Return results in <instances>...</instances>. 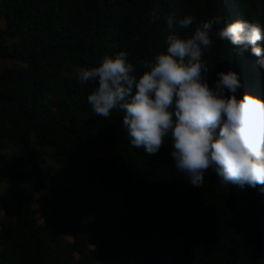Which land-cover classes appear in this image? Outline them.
<instances>
[{
    "label": "trees",
    "instance_id": "obj_1",
    "mask_svg": "<svg viewBox=\"0 0 264 264\" xmlns=\"http://www.w3.org/2000/svg\"><path fill=\"white\" fill-rule=\"evenodd\" d=\"M243 3L264 26V0ZM170 8L0 0V60L11 63L0 67V183H18L1 194L0 264H264V209L260 230L242 220L251 193L211 207L227 189L213 171L194 187L170 139L159 154L134 148L124 113L94 115L95 85L79 82L106 54L152 60L163 44L153 10Z\"/></svg>",
    "mask_w": 264,
    "mask_h": 264
},
{
    "label": "clouds",
    "instance_id": "obj_2",
    "mask_svg": "<svg viewBox=\"0 0 264 264\" xmlns=\"http://www.w3.org/2000/svg\"><path fill=\"white\" fill-rule=\"evenodd\" d=\"M171 8L152 13L163 44L152 60L106 54L83 68L81 84L93 114L124 113L134 148L161 153L171 140L175 170L194 187L213 171L226 185L212 203L251 193L243 221L260 230L264 209V26L243 0H157ZM125 11L121 7L116 22ZM163 35V36H162ZM153 41V40H152ZM214 239L211 240L213 242Z\"/></svg>",
    "mask_w": 264,
    "mask_h": 264
},
{
    "label": "rangeland",
    "instance_id": "obj_3",
    "mask_svg": "<svg viewBox=\"0 0 264 264\" xmlns=\"http://www.w3.org/2000/svg\"><path fill=\"white\" fill-rule=\"evenodd\" d=\"M9 64H11L10 62H7V61H5V60H0V67L1 68H4V67H6L7 65H9ZM48 159H50V158H48ZM29 170V168H27L26 169V171H28ZM29 183V182H28ZM27 183V184H28ZM18 183L16 182V181H14V180H12V179H8V178H6V179H4L1 183H0V200L3 202V200H2V197H1V194L5 191V193H7V191H10V190H12V189H14L15 188V185H17ZM8 199V198H7ZM6 199V200H7ZM3 213H4V209L3 208H1L0 209V217L3 215Z\"/></svg>",
    "mask_w": 264,
    "mask_h": 264
}]
</instances>
